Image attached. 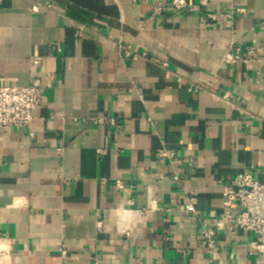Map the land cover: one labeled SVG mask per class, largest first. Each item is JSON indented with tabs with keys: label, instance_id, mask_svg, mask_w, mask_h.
<instances>
[{
	"label": "crops",
	"instance_id": "crops-1",
	"mask_svg": "<svg viewBox=\"0 0 264 264\" xmlns=\"http://www.w3.org/2000/svg\"><path fill=\"white\" fill-rule=\"evenodd\" d=\"M171 1L0 0V86L37 75L45 87L34 136L0 132V264H213L177 207L211 219L235 175L253 166L264 183L262 64L222 60L231 39L264 44V0H186L179 13ZM209 13L232 26H210ZM104 117L115 124L93 122ZM163 145L195 160L182 185L155 167ZM253 239L216 235L232 264H262Z\"/></svg>",
	"mask_w": 264,
	"mask_h": 264
},
{
	"label": "built area",
	"instance_id": "built-area-1",
	"mask_svg": "<svg viewBox=\"0 0 264 264\" xmlns=\"http://www.w3.org/2000/svg\"><path fill=\"white\" fill-rule=\"evenodd\" d=\"M39 4L36 3L32 7V11H37ZM166 4L158 2L154 5L153 13L161 14L165 9ZM170 7L175 13L186 9L188 4L186 0H172ZM244 12V9H238ZM205 23L210 26L215 24H224L226 27L232 26L231 19H225L217 14H207ZM82 28L78 35L81 36ZM122 53L125 57L132 60H138L140 57H145V54H140L131 49L129 46L119 44ZM56 50L61 51V46L56 45ZM264 49V44L258 39H253L250 43L242 44L236 39H231L227 50L223 55V63L229 67H238L243 70L250 69L255 64H262V70H257L260 75L264 72V58L259 56V51ZM43 58L34 56L32 59V71L38 73L42 66ZM163 66H166L164 64ZM192 90V89H191ZM45 87L41 80L35 75L30 83L25 86L18 85H1L0 86V132L2 129H20L28 130L30 137L34 136L31 132L35 113L40 108ZM229 93H225L222 99L227 100ZM83 122L89 123L88 119H83ZM94 123L108 122L115 124L113 118H97ZM59 152L63 149L59 148ZM155 167L169 168V176L176 185H182L185 179L180 169L186 168L188 173L195 175L197 169L195 160L192 157H182L177 154L175 149H170L163 145L155 156ZM116 185L123 188L121 181H117ZM125 204L132 205V200H126ZM167 210H170L169 208ZM177 211L188 213L197 220V232L199 241L204 249L211 251L213 264H232L235 260L233 253L224 257L216 240L217 233L228 229L231 233H235L237 229H241L251 233L254 236L250 243V248L253 251L259 252L263 257L264 264V183L261 182L259 174L255 167H249L243 172L235 175L223 193L222 209L218 215L211 219H205L201 212L192 204L179 205ZM93 264H101L95 261Z\"/></svg>",
	"mask_w": 264,
	"mask_h": 264
}]
</instances>
